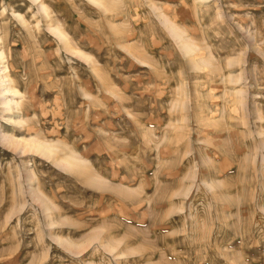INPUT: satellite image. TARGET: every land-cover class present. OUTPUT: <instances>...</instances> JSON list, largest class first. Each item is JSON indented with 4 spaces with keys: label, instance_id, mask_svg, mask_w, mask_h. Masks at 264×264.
Returning a JSON list of instances; mask_svg holds the SVG:
<instances>
[{
    "label": "rangeland",
    "instance_id": "rangeland-1",
    "mask_svg": "<svg viewBox=\"0 0 264 264\" xmlns=\"http://www.w3.org/2000/svg\"><path fill=\"white\" fill-rule=\"evenodd\" d=\"M0 56V264H264V0H0Z\"/></svg>",
    "mask_w": 264,
    "mask_h": 264
},
{
    "label": "bare ground",
    "instance_id": "bare-ground-1",
    "mask_svg": "<svg viewBox=\"0 0 264 264\" xmlns=\"http://www.w3.org/2000/svg\"><path fill=\"white\" fill-rule=\"evenodd\" d=\"M0 57H1V56H0ZM37 142H39V141H37ZM25 143H26V146H27V145H31L32 142H31V143L25 142ZM40 143H41V142H40ZM32 147H33L34 149L38 150L39 152H41V151H42V152L47 151L46 148H45L43 145H41V144L34 145V144L32 143L31 148H32ZM33 148H32V149H33ZM36 150H35V151H36ZM48 152H49V151H48Z\"/></svg>",
    "mask_w": 264,
    "mask_h": 264
}]
</instances>
